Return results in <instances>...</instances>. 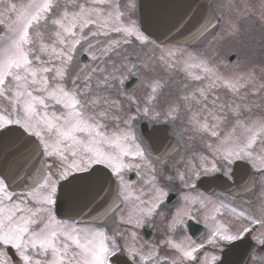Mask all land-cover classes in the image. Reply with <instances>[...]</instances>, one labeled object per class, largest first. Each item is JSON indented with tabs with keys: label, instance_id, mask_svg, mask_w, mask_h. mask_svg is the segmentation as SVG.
Returning a JSON list of instances; mask_svg holds the SVG:
<instances>
[{
	"label": "snow or ice",
	"instance_id": "snow-or-ice-1",
	"mask_svg": "<svg viewBox=\"0 0 264 264\" xmlns=\"http://www.w3.org/2000/svg\"><path fill=\"white\" fill-rule=\"evenodd\" d=\"M137 8V0H0V138L15 135L24 149L0 168V264H251L250 251L264 247V232L253 235L264 215L197 192L223 180L251 193L255 181L238 182V168L264 177V115H245L264 84L254 73L224 75L201 55L197 42L212 43L222 15L184 13L165 35L175 43L164 46ZM129 46L150 47V61L183 73L180 102L160 110L168 82L159 78L142 106L127 94L139 68ZM221 90L232 99L222 101ZM182 113L188 131L211 142L180 169L169 125ZM130 172L146 187L126 179ZM221 209L232 214L228 223ZM202 210L207 235L197 241L186 233ZM161 222L167 238L138 248L136 230ZM121 225L131 229L123 244Z\"/></svg>",
	"mask_w": 264,
	"mask_h": 264
},
{
	"label": "flooded vegetation",
	"instance_id": "flooded-vegetation-1",
	"mask_svg": "<svg viewBox=\"0 0 264 264\" xmlns=\"http://www.w3.org/2000/svg\"><path fill=\"white\" fill-rule=\"evenodd\" d=\"M255 0H210L209 4H215L216 8L221 9V12L216 13V15H222V19L217 27V30L213 33L209 40L212 41L210 45L199 44L197 46L202 49L201 55L207 56L210 60L212 55L216 53H222L228 56L229 65H254L257 67L256 75H258L259 68L264 69V23L261 21L260 14L257 15L255 11L259 10V7L255 4ZM138 3V0H137ZM245 7H250L247 12L243 13ZM213 9V8H212ZM214 11V10H213ZM235 14H241L239 17H235ZM264 11H261V15ZM138 18V8L137 17ZM164 46H170V44L175 43L174 41L166 40L164 42H158ZM131 48L127 51V55L130 56V63H136L139 65L137 70V75L140 77V86L138 88H133L128 90L126 87V92L129 95H136L137 91L141 92L142 84L144 83L143 76L145 75L143 71L153 73L156 78L162 79L167 83V87L164 89V95L159 101V108L161 111H166L168 103L180 102V97L185 93L183 91L182 84L180 81L183 78V73H179L178 70L173 72L165 68L160 64L159 60L150 61L149 57L153 55L151 48H143L136 46H130ZM191 50V49H189ZM160 55L159 50L156 51L155 56L158 58ZM212 60H210L211 62ZM151 64V67L155 71H150L144 67L145 63ZM226 66V67H228ZM220 67V66H219ZM226 67H220L224 69ZM170 76L175 77V82L170 81ZM256 80V78H254ZM256 86L259 87L261 84L259 81H255ZM135 89V90H134ZM251 89H248V91ZM147 91V90H146ZM249 91V92H251ZM138 92V93H139ZM261 92L259 93V95ZM218 95L221 99H232L231 94L227 97L223 90H221ZM136 97V96H135ZM124 99V97H121ZM125 103H127L125 101ZM248 105L252 107L250 114L252 118H256L262 112V100L254 102H247ZM135 104H133V112H135ZM147 123L146 120L141 119L140 124ZM229 124L228 128L223 129L227 131L231 126ZM169 131L171 133L170 143L174 145L175 151L172 152V156L176 161H180L177 167L183 169L185 166L190 165L192 161V156L195 153L207 154V144L211 142L208 138H201L199 135H193L188 131L187 117L183 113L181 118L176 120L174 124L169 125ZM259 151V146H257ZM171 166V165H170ZM159 168L160 166L157 165ZM148 169L142 168L141 175L145 178L147 177ZM244 177L245 180H254L255 187L251 193L242 191V186L238 187V184L232 182H224L223 180L216 181L211 185H198L197 192L202 193L205 197L210 198L213 201H224L230 203L237 208H241L251 212L253 215L260 217L264 215V177L259 174L252 172L250 167L244 169H237V181L240 182V178ZM126 179H131L132 181H138L136 187H146L143 185L142 181H139L135 172H130L127 174ZM217 183L225 185V188L217 186ZM235 193V195H234ZM180 192L175 193L170 201L169 206L176 204L179 200ZM195 194V193H193ZM199 208V205H196ZM221 212L225 213L224 216L218 217L222 223H228L232 219V214L228 209H221ZM127 212L125 211V215ZM207 214L206 211L202 210L198 219L200 223L196 221H191L192 227L188 230L186 235L193 236L194 239L200 241L201 236L207 235V229L204 228L203 219ZM117 223L119 219L117 218ZM124 229V236L121 239V244L125 241L130 240V231L127 226L121 225ZM166 223H158L155 227L146 226L142 229H137V247H143L145 250L154 248L160 245V242L167 238L169 235L166 232ZM264 229H258L253 235L259 236ZM183 238V237H179ZM249 239V244H254L251 237ZM161 255H165L164 251H161ZM124 258H127L126 256ZM228 261H234L237 256L231 255L227 257ZM250 261L251 264H264V247H256L253 251H250Z\"/></svg>",
	"mask_w": 264,
	"mask_h": 264
},
{
	"label": "water",
	"instance_id": "water-1",
	"mask_svg": "<svg viewBox=\"0 0 264 264\" xmlns=\"http://www.w3.org/2000/svg\"><path fill=\"white\" fill-rule=\"evenodd\" d=\"M208 2L209 0H139L140 22L159 36L160 41H163L166 39L165 35L169 28L186 12L189 15L195 13L199 16L206 11L208 17L212 18L215 13ZM215 22L213 20V23ZM138 82L136 78H133L129 82L130 88L136 87ZM23 150L22 145L18 146L15 135L0 138V168H7L14 159L19 160Z\"/></svg>",
	"mask_w": 264,
	"mask_h": 264
},
{
	"label": "rangeland",
	"instance_id": "rangeland-1",
	"mask_svg": "<svg viewBox=\"0 0 264 264\" xmlns=\"http://www.w3.org/2000/svg\"><path fill=\"white\" fill-rule=\"evenodd\" d=\"M255 1H256L255 4L259 7V10L255 11V12L257 13V15L260 14L261 21L264 23V14L261 15V11H264V0H255ZM121 2L124 3V4H127L128 0H121ZM249 8L250 7H245L244 10H243L244 11L243 13L247 12ZM234 15H236L235 17H239L241 14H235L234 13ZM113 38H115V37H113ZM170 45H172V44H170ZM227 57L228 56H226L225 54L216 53V54L212 55V57L210 58V60H212L211 61V64L213 66H216L218 68V70L222 74H224V75H229V74H244V75L247 76L248 74H253L254 73V78H256L255 81H259L261 84H264V69H260L259 68L258 75H256L257 67L254 66V65H251V64H249V65H229L228 66V64H229V58H227ZM219 66L220 67H226V66H228V67H226L224 69H221ZM143 73L145 75L143 76L144 83L142 84V87H141L142 90H141V92L137 91V94L135 95L139 99V101L141 103V106L143 105V100H144L145 95H146L147 84L149 83V81L151 79L156 78L153 73H149V72H146V71H143ZM205 83H207V81ZM251 88H252V85L250 84L249 85V89H251ZM249 91H251V90H249ZM241 95L242 96L243 95H246V93L242 92ZM221 100L223 101L225 99L222 98ZM228 100L230 101L231 99H228ZM260 100H262V111H261L262 113L260 115H264V91H262L260 95H256V96L250 95L249 98H248V100H247V102L251 101V102H254L255 105H257V103H255V102L256 101H260ZM247 104H249V103H247ZM245 115L246 116H250V114L247 115L246 113H245ZM260 115H258V116H260ZM221 127H222V129H226V128H224L223 125ZM237 132L239 134L240 130L238 129Z\"/></svg>",
	"mask_w": 264,
	"mask_h": 264
},
{
	"label": "trees",
	"instance_id": "trees-1",
	"mask_svg": "<svg viewBox=\"0 0 264 264\" xmlns=\"http://www.w3.org/2000/svg\"><path fill=\"white\" fill-rule=\"evenodd\" d=\"M130 48V46L129 47H127V49H129ZM114 59H116V61H117V64L119 63V58H115L114 57Z\"/></svg>",
	"mask_w": 264,
	"mask_h": 264
}]
</instances>
